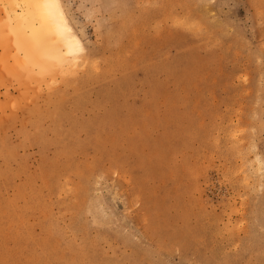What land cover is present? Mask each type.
<instances>
[{
    "label": "rangeland",
    "instance_id": "374dc122",
    "mask_svg": "<svg viewBox=\"0 0 264 264\" xmlns=\"http://www.w3.org/2000/svg\"><path fill=\"white\" fill-rule=\"evenodd\" d=\"M3 4L0 264H264V0Z\"/></svg>",
    "mask_w": 264,
    "mask_h": 264
},
{
    "label": "bare ground",
    "instance_id": "6f19581e",
    "mask_svg": "<svg viewBox=\"0 0 264 264\" xmlns=\"http://www.w3.org/2000/svg\"><path fill=\"white\" fill-rule=\"evenodd\" d=\"M0 2L6 7L10 26L15 23V26L20 29L31 27L38 33H42V36L53 34L55 42L62 43L65 47L64 55L73 58L72 60L77 53H80L78 52L82 48L80 40L72 33L61 9L60 0H0ZM53 4L54 7L51 6ZM57 55V59L63 57L62 54Z\"/></svg>",
    "mask_w": 264,
    "mask_h": 264
},
{
    "label": "snow or ice",
    "instance_id": "6c2138e0",
    "mask_svg": "<svg viewBox=\"0 0 264 264\" xmlns=\"http://www.w3.org/2000/svg\"><path fill=\"white\" fill-rule=\"evenodd\" d=\"M51 6H53V7H54L55 5L53 4V5H51Z\"/></svg>",
    "mask_w": 264,
    "mask_h": 264
}]
</instances>
